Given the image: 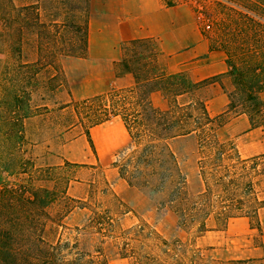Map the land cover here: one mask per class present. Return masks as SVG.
Segmentation results:
<instances>
[{
	"label": "trees",
	"instance_id": "trees-1",
	"mask_svg": "<svg viewBox=\"0 0 264 264\" xmlns=\"http://www.w3.org/2000/svg\"><path fill=\"white\" fill-rule=\"evenodd\" d=\"M43 1L48 0L31 4L0 0V264H108L103 259L89 258L76 244L71 246L69 242H63L61 237L54 242L45 239V234L50 232L52 226L55 229L65 228L62 220L49 212V207L57 200L56 190L36 184L43 175H50L53 168L39 169L23 154L26 144L25 124L36 114V108L32 106V94L38 88L40 75L47 68H53L58 72L50 75L49 80L54 82L57 75L63 73L58 63L46 61L45 56L41 55L46 48L43 40L56 42L59 36L54 33L61 35L63 32L62 29L49 31L46 28L47 23L40 14ZM174 1L166 0L168 5ZM254 1L259 3L258 0ZM75 4L74 7L80 13L84 12L80 0ZM259 4L263 5V18L252 14L254 10L250 6L243 5L241 10L245 12H238L240 20L236 21L238 29L228 30L231 31L228 36L240 46L228 50L211 41L213 46L225 52L228 74L234 85L229 92L230 102L226 112L209 115L204 101L195 95L198 89L215 78L193 83L184 73L166 74L156 61L155 43L149 39L127 43L125 50L129 48L130 53H125L119 62V73L131 72L134 75L133 86L112 88L106 93L84 98L77 104V108L85 106L84 114L91 126L113 117L121 119L131 137L133 148L125 157L113 162L119 176L138 189L155 193L167 191V200L160 204L161 208L170 209L171 206L179 217L180 227L185 228L198 221L199 234L206 229L205 218L212 213L225 227L228 218L242 214L257 222V210L264 205V200H259L251 192L256 203L251 214L245 208L242 197L233 199L229 195L228 182L224 180L226 173H220L221 168L227 172L226 167L220 160L235 157L237 161L245 163L247 159L239 156L232 141H221L218 135L228 117L240 113L249 117L252 127H262L264 130V100L261 97L264 93V0L263 4ZM72 22L76 32L82 34V44L80 48L76 46L78 52L62 54L83 57L87 46L86 22L84 20L83 24H79L75 19ZM50 24L57 28L67 26L59 24L57 20L50 21ZM60 37H64V34ZM28 42L37 51L33 60L24 54V44ZM143 45L147 48L138 50ZM238 56L239 61L236 60ZM156 91L168 99L166 109L161 110L153 105L150 96ZM183 94L189 96V100L180 103L178 96ZM86 134L92 147L88 129ZM187 135L197 138L201 151L207 147L209 150L215 148L213 155L209 156L211 158L199 159V175L204 182V190L197 194L196 199H190L186 177L171 147L173 140ZM261 159L264 162V154L251 160ZM64 164L74 163L64 161L61 165ZM204 164L210 165V171L204 170ZM25 174L28 175L25 178L11 180L12 176ZM209 176L213 177L212 184L208 181ZM213 184L219 187L217 192H214ZM247 187L252 189L251 183H247ZM64 199L74 203L77 201L68 197L66 192ZM135 231L144 235L152 234L145 233L143 225L136 226ZM159 244L166 248L162 251L163 257L162 254L147 253L136 256L133 264H216L204 262L194 254L186 256L179 252L182 245L178 240L171 243L160 240ZM248 262L230 260L226 264Z\"/></svg>",
	"mask_w": 264,
	"mask_h": 264
},
{
	"label": "rangeland",
	"instance_id": "rangeland-1",
	"mask_svg": "<svg viewBox=\"0 0 264 264\" xmlns=\"http://www.w3.org/2000/svg\"><path fill=\"white\" fill-rule=\"evenodd\" d=\"M23 1L26 0H14L16 4H31ZM179 1L192 6L206 35L211 41L216 42V46H222L228 50L230 47L240 46L239 43L232 41L228 34L232 30L238 29L239 25L236 24V21L240 20L238 12H245L241 10V6H250L254 10L252 14L263 18V5L259 4H263V0H258L259 3L254 0ZM76 2L78 0H48L43 1L40 7L41 18L47 23V25L45 24L46 28L49 31L62 29L61 35L64 34V37L61 38V35L53 32L59 36L56 42L43 40L46 48L41 55L45 56L46 61L58 63L63 73L58 74L56 80L51 82L49 76L58 71L47 68L42 72L38 88L32 94V106L36 108V114L29 118L25 124L26 144L23 154L26 158H30L34 166L39 169L53 168V171L49 172L50 175H43L36 181V184L54 187L57 200L51 204L49 212L52 216L62 220L65 226V228L57 229L52 226L50 232L45 234V239L48 242H54L58 237H61L63 242H69L71 246L76 244L78 249L86 253L89 258L103 259L108 264H133L136 256H143L147 253L162 254L166 248H162L163 246L159 244L160 240H167L169 243L178 240L182 245L178 251L184 255L194 254L204 262L226 264L230 260L217 258L215 252L209 248L197 246L196 237L200 235L197 231L198 221L191 223L188 227H180L179 217L171 206L170 209L161 208L160 204L167 200V191L162 190L155 193L148 189H139L146 193L144 195L129 194L127 199H123L106 179L107 171L114 167L113 164L106 167L98 164L95 167L99 168L93 174L87 163L76 161L78 158L75 152L73 153V162H71L74 164H64L63 166L59 164L64 146L81 135L86 138V130L94 126H91L86 119L84 114L86 110L83 109L85 106L77 108V104L82 99L72 97L73 92L76 95H84L89 92L84 86L87 82L85 80L87 68L73 60L74 57L62 54L78 52L82 44V34L77 33L72 24L73 19L79 24H83L85 20L84 13H80V10L74 7ZM52 20H57L59 24L63 23L67 26L53 27L50 24ZM229 29L231 31H228ZM146 48L147 46L143 45L138 47V50ZM125 53H130L129 48L125 50ZM24 54L30 60L35 59L37 55L35 46H30L29 42L25 43ZM52 55L55 57L51 58ZM236 60L239 61V56ZM67 77L70 82L67 81ZM188 100L189 96H186L179 102L183 103ZM171 147L186 177V189L190 199H196L197 194L204 190V182L199 175L201 171L199 159L201 157L211 158L209 156L213 155L215 148L209 150L207 147L202 151L199 150L198 141L194 135L175 140ZM132 148L131 143L126 149L119 152L115 161L125 157ZM251 159L247 158L245 163L237 161L235 157L233 159L225 157L220 160L226 167L227 172L221 168L220 173H226L224 180L228 182L229 195L233 199L242 197L245 208L250 213L256 206L253 200L254 195L251 192L257 194V188L264 179L263 159L258 161ZM204 166L206 172L210 171L209 164H204ZM27 176V174L18 177L12 176L11 180L18 181L19 178ZM90 179L93 181H87ZM208 181L212 184L213 177L209 176ZM247 183H251L252 189L247 187ZM213 186L214 192H217L219 187H216L215 184ZM65 192L68 197L77 201L74 203L64 199ZM215 201H217L216 198ZM139 225L145 226V233L147 231L152 234L144 235L135 231V227ZM163 256L164 254H162ZM247 264L264 263L249 261Z\"/></svg>",
	"mask_w": 264,
	"mask_h": 264
},
{
	"label": "crops",
	"instance_id": "crops-1",
	"mask_svg": "<svg viewBox=\"0 0 264 264\" xmlns=\"http://www.w3.org/2000/svg\"><path fill=\"white\" fill-rule=\"evenodd\" d=\"M80 2L84 8L87 46L85 55L74 57L73 60L87 68L84 86L89 92L84 95L71 92L73 98L84 99L106 93L112 88L133 86L134 75L131 72L119 73V62L125 54L127 43L149 39L155 43L156 61L166 74L184 73L193 83L215 78L198 89L195 95L204 101L209 115L216 116L227 111L233 83L228 74L226 54L221 48L213 46L192 6L179 0H175L172 5H168L166 0ZM67 81L70 82L69 77ZM263 95L261 97L264 100ZM186 96H178V101ZM150 98L155 107L161 110L167 108L168 99L161 92L151 93ZM89 133L92 147L87 137L83 138L82 135L71 140L64 146L59 164L73 162L75 152L76 161L87 163L94 174L99 168L96 165L110 166L119 152L132 143L119 117L90 127ZM218 135L221 141H232L242 159L264 154V130L262 127H252L249 117L244 113L228 117ZM106 179L123 199H127L129 194L146 193L130 186L119 176L116 167L107 171ZM257 189V198L264 200V179ZM205 227L196 237L197 246L209 248L220 259L264 263V205L257 210V222L242 214L228 218L223 227L212 213L205 218Z\"/></svg>",
	"mask_w": 264,
	"mask_h": 264
}]
</instances>
